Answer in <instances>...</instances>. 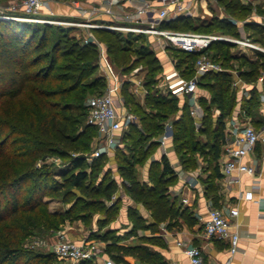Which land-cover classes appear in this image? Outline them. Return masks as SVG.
<instances>
[{
	"label": "trees",
	"instance_id": "1",
	"mask_svg": "<svg viewBox=\"0 0 264 264\" xmlns=\"http://www.w3.org/2000/svg\"><path fill=\"white\" fill-rule=\"evenodd\" d=\"M219 1L229 16L215 18L216 25L221 29L226 26L228 30H232L226 29L221 33L236 34L237 27L230 22L229 17H246L250 13V6L241 0ZM179 18L182 17L172 20ZM213 22L209 21L206 26ZM39 23L44 22L0 21V264H59L53 252L44 247L41 250L36 246L24 247L23 241L34 231L54 230L63 220L73 217L67 212L50 210L44 198L63 190L62 200L69 201L74 195L70 188L84 190L88 172L82 168L85 157L81 152L96 134V128L84 122L87 107L82 101L87 90L100 89L104 85L99 76L88 79L89 74L98 67L95 42H85L74 36L67 37L63 31H57V35L52 38L48 29L40 30ZM169 23L170 20H166L162 26H168ZM244 28L248 30L249 38L264 45V26L245 22ZM92 30L101 35V40H105L106 51L115 65L121 63L123 69L129 67L134 61L131 60V52L135 54V58L144 59L146 64L147 77L143 86L147 92L144 103L134 102L126 96L124 98V102L134 105V109H128L137 117V122L123 130L120 137L128 153L115 151L114 155L126 165L117 160L130 177L129 183H123L124 189L150 209L154 221H167L170 226L179 225V219H182L188 225H193L196 219L191 216L189 207L163 193L176 180L175 170L168 157L162 154L159 159L150 161L147 180L135 177V166L146 160L151 148L157 147L158 142L152 138L162 132L168 115L174 114L171 120V140L181 168L191 169V165L196 163L195 154L203 155V149H207L211 150L208 157L214 161L212 178L214 180L220 177L218 158L221 155L225 118L230 116L236 104V95L231 86L232 73L229 70L209 71L200 76L198 89L208 92V96L198 95L204 112L200 123L206 128L203 122L213 120L214 125L212 141L208 137L209 132L204 129L202 131L208 138L200 146L195 139L189 105L185 101L179 105L177 95L166 94L155 87V73L161 70L155 51L142 41L138 46H133L132 41L144 39L148 35L105 28ZM113 39L118 40L116 45ZM122 39L125 44L121 43ZM113 47H117L118 52L123 55L121 61V55L113 54ZM232 47V43L213 40L202 52L228 69L236 61H239V65H250L237 68L241 79L253 84L250 97H242L239 104L249 114L254 104L258 103L254 84L260 70H264V53L256 51V59L249 61L245 54H234ZM199 53L200 51L190 52L172 46L167 48V54L174 60L175 68L184 77L193 74L194 62ZM122 89L126 92L125 84ZM206 102L207 105H204ZM212 106L216 114L211 112ZM81 109L86 111H80ZM48 154L66 156L69 159L68 167L57 173L60 179H55L49 169L37 166V161ZM102 157L103 155L94 157L95 162L92 164L99 163ZM153 165L161 166L157 177L153 175ZM22 181L30 182L24 186ZM100 184L97 191L112 189L115 185L112 181L100 189ZM217 187L215 181L205 183L204 193L210 194L215 201ZM128 214L132 216L135 227L141 226L143 220L138 214ZM113 218L114 213L106 209L105 217L97 223L98 228L101 229ZM101 239L110 240L104 236ZM111 244L110 240L103 250L118 263L129 264L120 254L125 253L148 264H166L159 252L145 244H119L116 246L119 254L111 251ZM79 262L95 264L92 259H82Z\"/></svg>",
	"mask_w": 264,
	"mask_h": 264
},
{
	"label": "built area",
	"instance_id": "2",
	"mask_svg": "<svg viewBox=\"0 0 264 264\" xmlns=\"http://www.w3.org/2000/svg\"><path fill=\"white\" fill-rule=\"evenodd\" d=\"M49 0H9L6 4L0 5V19H9L24 22H54L51 17L41 16L40 11L46 6ZM102 0L89 7V14L104 13L114 19L113 7L123 3L131 6L130 10L121 12L118 17L122 22H93L91 20L66 22L71 25L87 28H105L111 30H123L124 32L143 33L154 37L153 43L163 52L172 46L185 51H200L194 62V72L190 77H184L174 66L173 69L160 79L159 87L165 86L161 91L173 95H187L189 100V113L193 117L195 127L200 124L201 116L200 105L196 100L198 81L200 76L209 71L229 70L221 65L220 62L209 58L202 50L213 40H222L233 44L239 52L247 50L255 53H264V45L252 40L245 31L244 23L253 22L264 26V0H241L242 3L249 5L250 13L243 19H236L232 16L229 20L236 25V34L226 33H206L198 31H179L162 26L168 20L169 13L175 18L191 14L192 8L197 0ZM56 22H62L56 19ZM84 41H94L91 33H87ZM97 47L100 43L96 42ZM231 82L233 87H237L241 92L244 91V80L236 73ZM258 81L264 84V70H260L257 77ZM134 84L133 91L143 92L141 80L132 79ZM117 86L110 87L105 93H98L90 96L86 101L88 123L96 128L98 140L92 157L108 154L116 145L117 137L122 128H127L130 124L136 123L137 118L134 112L125 108L119 110L114 102V94ZM264 91V90H262ZM240 104V103H239ZM172 134V122H164L162 132L155 137L160 150L164 154L168 153L169 141ZM256 144H260L264 149V128L257 129L251 123L247 113L238 105L235 114L227 119L224 127L223 143L221 155L218 158L219 170L223 176L233 177L241 173L253 174L255 165L253 160L247 156L253 152ZM178 177L184 178V183L194 186L198 183L196 175L189 173L184 176L182 170L176 171ZM182 203H186V198H181ZM207 214L202 222L203 235L207 238H217L227 242L228 250L232 254L236 252L239 230L236 216L238 209L227 205L219 207L209 205ZM32 246H42L53 252L59 259H65L71 263L82 259H92L96 264H115L108 256H101L95 241L82 239L74 241L65 233L57 231L51 240L35 239ZM176 245L181 248L184 255L191 264H205L202 250L199 246L192 243H185L176 240ZM226 264V262L224 263Z\"/></svg>",
	"mask_w": 264,
	"mask_h": 264
},
{
	"label": "rangeland",
	"instance_id": "3",
	"mask_svg": "<svg viewBox=\"0 0 264 264\" xmlns=\"http://www.w3.org/2000/svg\"><path fill=\"white\" fill-rule=\"evenodd\" d=\"M191 14H187L184 16H181L182 18H179L178 20H170V23L168 24V28L179 30V31H198V32H212V33H221L220 31H225L227 27L225 26L223 29L219 28L216 23L217 21L215 18L229 16V14L224 10L222 7V3L219 0H197L195 2V6L191 10ZM43 13V11H40V14ZM46 13V12H44ZM172 16V13H169V17ZM178 17V16H177ZM180 17V16H179ZM236 19H243L240 16H234ZM48 18V17H47ZM54 19V22H44L39 23L40 30L43 28L48 29V31L51 32L52 38L53 36L57 35V31H63L67 37L74 36L76 39H82L84 41L85 36L87 33L92 34V38L94 39L95 43H101L104 44L105 40H101V35L97 34L94 30L90 29L89 31L87 28H85V31H72L69 26L70 24L66 23L63 19H60L62 22H56ZM219 19V18H218ZM209 21H214L212 25L206 26V24ZM219 23V22H218ZM219 25H222L219 23ZM79 27V26H78ZM229 29V28H228ZM232 31L231 28L230 30ZM121 31V30H118ZM123 31V30H122ZM248 31V30H247ZM123 35V32H120ZM133 33V32H132ZM108 36V34H105ZM109 37V36H108ZM106 38V37H105ZM111 38V37H110ZM112 39V38H111ZM116 42L118 40L113 39ZM50 41V40H49ZM142 42H146L148 44V47L152 50L156 47L155 44L150 40V37L146 36V38L132 41L134 43V47L138 46V44ZM122 44H125L122 39ZM99 47V46H98ZM98 47L96 44L97 52ZM114 53L117 55H121L119 58V61H121V58L123 55L121 52H118L117 47H113ZM232 52L237 54L236 49L234 50L231 48ZM155 51V50H154ZM118 52V53H117ZM156 53L161 56L160 52L156 50ZM112 55V54H111ZM99 52H98V59H99ZM135 54L131 52V60L134 59V61L127 67L126 69H123V64L115 65L113 62L110 61V65L103 67L99 66L94 70L92 74H89V78L99 76L101 77V81L104 84L100 89H92L87 90L84 101H82V104L86 103L87 99L96 94V93H105L109 91L110 87L117 86L116 92L114 94V102L116 107L121 111L123 108L128 109H134V105L131 103L128 104L124 102L125 96L129 99H133L134 102H138L135 97H139L137 95H134V84L132 82V78L135 80H141V82H144V79L146 76V64L144 63V59L139 60V58H135ZM148 57H151L150 55ZM246 57L249 61H253L256 59V54L247 50ZM136 59V60H135ZM161 64V62H159ZM246 64V65H245ZM242 65H239V61H236L235 65L231 68H241V67H250L249 64L245 63ZM241 66V67H240ZM162 71V64H161V70L155 73L156 82L155 87H159V82L161 80L157 79V76ZM126 87V92L122 89L124 86ZM165 88V86H161V89ZM134 93H133V92ZM167 94V93H166ZM184 101L189 105L188 97L184 98ZM198 104L200 105L203 112V106H201L199 100H197ZM204 105H207V102L204 103ZM189 107V106H188ZM162 108H159V110ZM80 111H86L84 109H81ZM130 111V110H129ZM133 112V111H131ZM201 112V110H200ZM211 112L214 113L215 109L212 106ZM135 114V113H134ZM190 114V113H189ZM174 114L168 115V120H172L174 118ZM84 122H88V116L87 112L83 116ZM137 118V117H136ZM200 121V120H199ZM201 122V121H200ZM199 122V123H200ZM194 124V123H193ZM203 124L206 126H202L200 123L198 127L196 128L194 125V133H195V139L198 140L199 145L202 146V143L208 138L212 141L213 137V120L203 122ZM127 128H122V130L118 133L117 142L118 145L114 147L108 154H102L103 157L101 161L97 164H92L93 158L92 153L94 152L98 140V134L96 132L95 135L92 136L90 142L88 143L87 148L82 150L81 153H83L85 157V161L83 164V169H85L88 172V176L84 181V190H80L78 188L72 187L70 188L71 191L74 193L72 198L69 201H63L62 200V193L63 190H60L57 194L53 196H47L44 199L47 201L48 208L53 211L61 212V213H70L72 215V218H66L63 220L54 230H44L42 232L34 231L32 235L26 236L23 241L24 247H31L32 242L35 239H46L51 240L53 236L56 234L57 231L63 232L66 235L83 238L86 239H93L101 241V237H107L112 241V244L110 246V249L114 253H120L119 250L116 248L119 244H130L135 241H141L142 239H139V231L142 230V225H144V222L142 221L141 226L138 227L128 226V222H132V216H130L128 213H135L137 215V211L134 207L130 205V203H133L136 199L132 196L131 193L127 192L124 189L123 183H126L130 181V177L128 174H126L124 170V166L119 164L115 158V151H118L119 153H128L127 147L121 143V134L123 133V130ZM206 130L209 132V136L204 133L202 130ZM172 136V135H171ZM173 137V136H172ZM125 142H128V140H124ZM122 145V146H121ZM172 146L174 148V145L172 143ZM156 148L153 147L150 149L147 158L151 159L153 158L154 153L156 152ZM162 151V150H161ZM204 154L200 155L198 154V157L196 158L195 165L192 166V170L199 168L200 172V179L201 183L205 185V183H214V180L212 178V171H213V165L214 161L213 159L209 158L208 155L211 153V150L203 149ZM70 155H75L72 152H68ZM178 158V156H177ZM120 161V160H119ZM121 162V161H120ZM145 160L141 163L137 164L135 166L136 170V178H139V170L138 168L143 167ZM122 163V162H121ZM69 159L66 156H59L57 154H48L44 156V159L37 161V166L41 167V169H49L54 174L55 179H60L57 173H59V170H64L66 167H68ZM124 164V163H122ZM44 165V166H43ZM125 165V164H124ZM126 166V165H125ZM195 166V167H194ZM161 166H154L153 165V175L155 177L158 176L160 172ZM114 182V188L112 189H106L104 191H97V186L100 184V189H103V187L109 183ZM30 181H22L21 183L25 186ZM176 180L173 183H170L166 189H164L163 193L166 195L167 190L171 185L173 186L175 184ZM165 187V186H164ZM167 197V196H166ZM169 197V196H168ZM219 203V202H218ZM85 205V206H83ZM111 206V207H110ZM106 209H109V212L114 213V218L105 224L101 229L98 228L97 223L103 219L106 215ZM127 212V213H126ZM85 217V218H84ZM143 220V219H142ZM139 239V240H138ZM103 242V240H102ZM106 247L105 243H101L100 247L101 249H104ZM39 250L44 249L42 246H36ZM46 249V248H45ZM56 260L59 264H84V262H74L71 263L68 260L65 259H59L56 257Z\"/></svg>",
	"mask_w": 264,
	"mask_h": 264
},
{
	"label": "crops",
	"instance_id": "4",
	"mask_svg": "<svg viewBox=\"0 0 264 264\" xmlns=\"http://www.w3.org/2000/svg\"><path fill=\"white\" fill-rule=\"evenodd\" d=\"M8 1L9 0L6 2L0 1V5L7 3ZM101 1L102 0H49L46 6L41 9V11H43L41 16L63 19L66 22L91 20L97 23L109 21L117 23L122 22L118 18L121 16V12L131 9V6L127 3L114 6V19L104 13H97L95 15L89 14V7L92 4ZM152 1L154 3L156 2L155 0ZM170 18L174 19V17L171 16L168 17V20H171ZM6 20L9 19H0V21ZM69 27L72 28V31L86 30L81 26L78 27L71 24ZM149 37L150 40L154 39V37L150 35ZM232 48L234 50L236 49L237 55H246L247 51L239 52L236 47ZM154 50L156 56L162 64V71L157 76V79L160 80L162 76L172 71L173 64L167 52L161 51L157 46L154 48ZM156 50L160 52L161 56L156 53ZM98 52L100 55L98 59V65L103 67L109 66L110 58L104 44L100 43ZM229 69L230 71L234 70L236 73H238L237 68ZM233 76L234 74L232 73V80ZM244 84L243 92H241L239 88L233 87L231 84L232 90L236 95V104L230 116L225 118V123L229 117L235 114L241 101L240 99H242V97L245 99L249 98L252 94L253 84ZM254 88L256 89V99L258 100V103L254 104V107L251 109V113L247 114V116L254 127L257 129H262L264 128V91H262L264 90V84L259 82L257 79L256 83L254 84ZM144 89L146 90L145 87ZM134 92V95L139 96L135 97L137 98L136 100L140 104H143L147 90L145 93L138 91ZM195 95L196 100H198V95L208 96V92L199 88ZM185 97L188 96L181 94L178 95L179 105L183 104ZM200 110L202 114V109ZM216 113L217 112H215V114ZM201 116L199 117V120ZM167 120L168 119H166V121ZM152 140L155 141V137H153ZM156 149L157 150L154 153L153 158L146 159L144 162L145 165L138 168V170L140 169L138 178L139 180H147L150 161L153 159H159L160 156L164 154L160 150L159 145H157ZM164 155L168 157L171 166L175 170V174L176 171L182 170L184 176H188L189 173H194L196 175L198 183L194 186H189L184 183L183 177H178L176 174V182L173 186L171 185V187H169L166 194L169 197L176 198L177 202H181V198L185 197L186 203H183V205L189 207L191 216L196 219V222L193 225H188L182 219H179V225L170 226L167 225V221L156 222L151 215L150 209L147 208L141 201L135 200L133 203H130V205L135 208V210L138 212L137 214L143 219L144 222V225H142V230L139 231V239H142V237H150L151 239H142L141 241H135L130 244H145L150 249L159 252L166 264H191L188 258L182 252L181 248L176 245V240H182L185 243H192L199 246L202 250L205 264H224L225 262L226 264H264V149H262V146L260 144H256L253 152L249 153L247 156L254 162L255 172L253 174L241 173L238 176L226 177L220 172L221 176L214 179L215 183L218 185L216 190L217 200L215 201L211 199L209 196L210 194L207 195L204 193V185L201 183L198 166L193 170H184L181 168L177 154L172 146L171 139L169 141L168 153ZM195 157H198V153L195 154ZM209 205L219 207H226L227 205H230L238 209L236 221L238 223L240 236L236 252L232 254L229 252L226 241L217 238H207L203 235L202 222L207 214V207ZM132 224L133 222H128L129 227L134 225ZM67 236L74 241L86 239L85 237L78 238L70 235ZM95 242L98 246L101 256H108V254L99 247L101 243L106 244L107 242H110V240H103V242L102 240H96ZM120 254L129 264H148L147 262L140 260L138 257L131 254ZM113 261L115 264H123L118 263L115 260Z\"/></svg>",
	"mask_w": 264,
	"mask_h": 264
}]
</instances>
